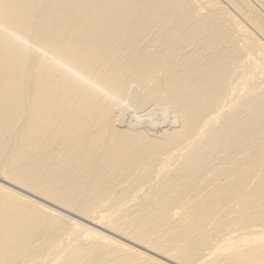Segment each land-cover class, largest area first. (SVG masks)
<instances>
[{"label": "bare ground", "instance_id": "6f19581e", "mask_svg": "<svg viewBox=\"0 0 264 264\" xmlns=\"http://www.w3.org/2000/svg\"><path fill=\"white\" fill-rule=\"evenodd\" d=\"M0 264H264V0H0Z\"/></svg>", "mask_w": 264, "mask_h": 264}, {"label": "rangeland", "instance_id": "374dc122", "mask_svg": "<svg viewBox=\"0 0 264 264\" xmlns=\"http://www.w3.org/2000/svg\"><path fill=\"white\" fill-rule=\"evenodd\" d=\"M72 217H73L74 219H78V217H76V216H73V215H72ZM98 229H99V228H98ZM100 230H101V229H100Z\"/></svg>", "mask_w": 264, "mask_h": 264}]
</instances>
